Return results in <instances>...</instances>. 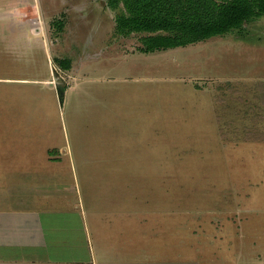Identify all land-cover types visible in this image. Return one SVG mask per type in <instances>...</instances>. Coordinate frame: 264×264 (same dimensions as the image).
Returning <instances> with one entry per match:
<instances>
[{
	"label": "rangeland",
	"instance_id": "1",
	"mask_svg": "<svg viewBox=\"0 0 264 264\" xmlns=\"http://www.w3.org/2000/svg\"><path fill=\"white\" fill-rule=\"evenodd\" d=\"M110 2L0 0V156L21 158L0 159V171L65 148L59 174L72 158L66 176L101 202L111 179L94 161L107 153L114 172H131L114 177L118 194L160 221L177 217L165 226L186 254L264 264V15L145 53L152 33L120 29ZM18 176H0V196Z\"/></svg>",
	"mask_w": 264,
	"mask_h": 264
},
{
	"label": "crops",
	"instance_id": "2",
	"mask_svg": "<svg viewBox=\"0 0 264 264\" xmlns=\"http://www.w3.org/2000/svg\"><path fill=\"white\" fill-rule=\"evenodd\" d=\"M48 146L43 163L37 165L33 159L23 168L0 171V176L16 171L20 183V178L28 179L7 186L9 199L0 196L5 200V205L0 203V264H201L197 255L185 253L182 235L165 226L177 225V217L160 221L151 216V206L138 211L130 194H118L123 183H116L114 177L131 175L122 169L113 171L118 157L108 158L107 153L95 157L97 174L111 179L110 183L103 180L106 191L101 202H96L90 201L92 190L79 194L77 182L66 176L71 173L74 179L72 158L66 172L59 174L66 163V153H62L66 149ZM0 159L21 158L12 152ZM112 191L115 197L109 194Z\"/></svg>",
	"mask_w": 264,
	"mask_h": 264
},
{
	"label": "trees",
	"instance_id": "3",
	"mask_svg": "<svg viewBox=\"0 0 264 264\" xmlns=\"http://www.w3.org/2000/svg\"><path fill=\"white\" fill-rule=\"evenodd\" d=\"M110 4L118 10L120 29L152 33L142 40L145 53L222 35L264 15V0H111ZM56 61L68 68L66 60Z\"/></svg>",
	"mask_w": 264,
	"mask_h": 264
}]
</instances>
